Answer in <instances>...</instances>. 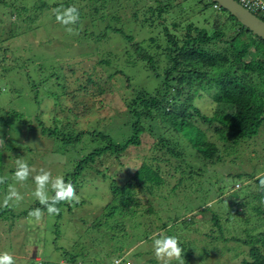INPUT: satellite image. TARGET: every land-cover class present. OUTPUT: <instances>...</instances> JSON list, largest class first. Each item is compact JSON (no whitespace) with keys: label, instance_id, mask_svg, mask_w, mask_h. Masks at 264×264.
I'll list each match as a JSON object with an SVG mask.
<instances>
[{"label":"rangeland","instance_id":"374dc122","mask_svg":"<svg viewBox=\"0 0 264 264\" xmlns=\"http://www.w3.org/2000/svg\"><path fill=\"white\" fill-rule=\"evenodd\" d=\"M35 2L36 0L16 2L13 4L15 15L10 14L9 16L6 10L0 12V18L3 20L0 25V43L8 44L11 59H14L12 62L9 61L11 59H7V63L11 67L6 74L2 72L0 67L2 82L10 85L8 87L10 94L5 96L0 94V149L11 153L19 144L31 150H26L23 158L20 161L16 160V163L14 162L16 166H18L17 161L29 165L30 175L25 181L15 179L17 168H11L10 164L14 166L11 156L5 162V170L8 171L12 181L6 189H0V207H3L7 195L14 189L21 195L22 199L17 201L13 198L8 201V206L13 213L17 214L26 211L31 202L39 201L34 195L37 188L35 176L43 173L50 175L51 182L45 189L50 200V195L54 191L52 184L57 179L63 178L70 169L68 167L69 159H82L96 145L95 142L91 147H86L84 144L74 148L66 147L62 144L61 137L58 139L42 137L37 130H28L26 125L23 126L25 122L33 125L34 117L39 112L44 116L43 120H46L47 128L58 123V125H63L61 130L63 127L66 130L67 126L70 125L75 135L79 132H85L84 134L89 135L95 129L103 131L104 126L109 127L108 124L115 123V121L119 123L123 119L122 114L125 112V107L117 95V85L122 80L127 78L128 84L138 90L143 88L146 91H154L157 86L155 79L150 77L148 81L146 78L150 71L145 73L146 68L143 70L142 65H147V63L142 62L141 65L137 61L139 57L133 46L138 45L147 50L155 59L158 56L155 68L159 73H162L165 67L161 50L155 48L156 43H149L150 48L145 49L148 47L149 33L138 30L136 25L134 26L132 23L133 9L126 7L118 12L110 10L111 14L114 12L113 14L119 18V21L115 24L111 22V27L107 30L120 29L123 35L132 37L130 41H127L118 34L105 32L107 23L100 20L101 15L99 13L94 12V9L99 7L100 0H46L47 8L44 11L36 10ZM64 4L78 9L79 19L76 23L63 25L55 20L56 11L65 8ZM206 6L208 7V5ZM137 7L139 8V6ZM17 10L21 13L18 20L16 17ZM110 12L105 11V13ZM208 12L212 13L209 7L206 15ZM9 21L17 22L15 27L17 37L11 40H8ZM68 27L71 31L67 30ZM215 27L214 25L213 28ZM99 37H101L100 40ZM5 40L8 41L2 42ZM158 42L162 44L161 41L158 40ZM23 49L26 50L23 51ZM128 49L130 50L131 62L132 60H134L132 63L137 61L136 70L123 67V63L128 57L126 54ZM35 58L37 60L36 62L34 60L35 70L33 73L30 72L31 68L29 67H19L12 71L13 67L18 65L16 60ZM57 63L58 66L59 64L63 66L62 71L56 69ZM39 64L46 65V70L40 69ZM140 69L142 70L141 73ZM118 72L122 74L116 75ZM49 73H55L57 77L49 79ZM114 74L115 76L112 78L111 76ZM45 78L49 80L44 81ZM117 79L119 80L117 81ZM72 84L75 87L81 84L83 87L78 90V95L75 94V97L73 95L66 96L68 86ZM84 88L85 93H83ZM27 90L30 92L35 90L36 92L35 94L34 92L29 93ZM100 90L104 92H99ZM181 94L180 100L184 99L185 92ZM34 96L37 100L42 98L44 100L40 109L34 103ZM116 126H110V128H114L115 133L119 132L120 129ZM259 130L258 136L250 141L247 146L244 145L245 149L240 150L242 154L240 158L227 155L228 152L223 151L220 145H217L219 149L217 152L221 159L213 166L209 162L215 159L217 153L213 154V158L208 156V160L198 158L197 155L188 156L184 153V165H186L187 170L182 172V176H184L182 179H187L191 175L192 177L190 176L188 179L193 178L198 184L194 181L193 184H187L183 193L177 192L178 190L175 194L169 192L177 184L179 174L175 175L171 168H160V177L164 183L158 191V195L154 196L156 200L162 199L163 202L159 201L162 204L168 202L170 205L176 202L179 206L184 204L186 207H191L190 210L181 212L175 222H172L173 220L167 222L166 229L163 228L162 222H156L154 225L159 226L160 229L156 228L147 238H140L139 236L143 233L140 232L136 238L128 224L121 231H117L109 229L111 225L109 219L101 221L102 215L107 214L103 211V207L110 199L108 186L112 182L107 176L113 174L112 176L117 183L123 186L127 182L125 176L131 174L142 162L148 161L153 166L157 165L155 159L153 161L152 158L157 159L161 156V151H157L159 146H148L146 141L152 143L153 139L144 138L139 147L130 149L120 161L113 158H102L99 159L93 170H89L97 178L87 176V180L91 179L87 182L88 185L86 184L88 188L81 187V193L79 192L75 201L88 200L90 206L84 202L83 206H74L71 210L65 207L62 210V218L56 223L52 222V226L59 231V238L55 239V234L50 233L49 230L44 241V234L38 231L42 228H36L39 225L44 228V231L47 229L45 227L46 222L43 221L44 217H41L39 221L36 220V222H28L29 228L24 229V219L20 215L23 225L13 223L15 227L9 229V222L0 223V253L9 252L14 257L16 264H40L45 262L47 258L43 257L47 241V245L50 246L48 248L49 257L46 261L49 264H65L66 260L70 262L71 258L66 259V253H70L74 257L73 264H109V262L110 264H118L121 258L116 256H122V258L128 256L126 258L127 264H163L155 257L152 246V238L160 233L174 235L179 241L180 247L183 242L188 243L187 252L191 254L194 252L195 255L202 258L200 262L195 264H233V255L236 254L238 256L235 262H240L250 246L240 242L236 243L232 239L251 242L252 238L264 232V225L260 226V221L264 220V213L257 216L251 209L255 201L248 210H245L243 205L238 204L239 201L234 199L237 190L242 188L241 191H238L240 195L249 192L254 195L262 193L263 196L258 197L260 201L256 202L264 212V189L259 188L257 183V180L264 179V125ZM104 131L109 130L105 129ZM211 131L208 132V137L211 136ZM88 135L84 137L90 139ZM122 139L124 138H119L118 142ZM209 139L217 143L213 138L210 137ZM82 140L85 141L84 138L81 139V142ZM203 162H206V165ZM172 163L175 164V162ZM160 165L161 163H159ZM95 170L102 172L96 173ZM213 172L224 178L222 183L217 182L219 177H214ZM237 173L250 174V176L241 180L237 177H231ZM104 175H107L106 178L102 177ZM209 189L212 190V193L208 198ZM95 191H98L99 194ZM105 191H107V195L103 194ZM90 193L97 195L94 198H89L88 194ZM204 207L209 208V211L202 212ZM235 208L238 214L232 215ZM212 214L219 216L218 227L211 223ZM17 217L18 215H16ZM98 224L100 227H97ZM91 225L94 226V230L90 229ZM74 234L79 240L74 238ZM178 234L180 236L185 235L186 238L180 239ZM109 237H115V239L111 241ZM210 241L215 243L211 244ZM96 250L101 253H95L94 256L97 257H94L92 253ZM30 251L31 256H28ZM86 252L91 255L85 256ZM182 257L183 251L180 261L174 259L172 264H183Z\"/></svg>","mask_w":264,"mask_h":264},{"label":"trees","instance_id":"16d2710c","mask_svg":"<svg viewBox=\"0 0 264 264\" xmlns=\"http://www.w3.org/2000/svg\"><path fill=\"white\" fill-rule=\"evenodd\" d=\"M21 1L24 0H0V12L6 10L9 16L10 14L15 15L13 4ZM206 5L212 10V13L208 12L207 15L208 7ZM63 6L65 8L70 7L67 4ZM34 7L38 11L46 10V0H36ZM126 7L133 9L131 18L134 26L136 25L138 30L149 33L147 45L156 43V50H161L164 58L165 67L163 72L159 73L155 68L158 56L155 59L147 50L142 49L138 45L133 46L135 53L139 57L137 61L141 65L142 62L147 63V65L143 64L142 66L143 70L146 68L145 73L150 71L149 75H147L148 77L146 76L148 81L150 77L156 80L157 86L154 91H146L143 88L138 90L128 84L127 78L124 81L122 80L117 85V95L125 107V112L122 114L123 119L119 123L115 121V123L108 124L109 127L104 126L103 131L95 129L89 135L84 134L85 132H79L75 135L70 125L67 126L66 130L64 127L61 130L63 125H58V123L54 124L53 127L47 128L46 120H43L44 116L39 114V112L34 117L33 125L25 122L23 126L26 125L28 130H37L42 137L55 139L61 137V142L66 147L71 146L74 148L81 144L91 147L96 142L91 152L85 154L82 159H69L71 161L68 162L70 169L65 173L63 179L66 184L74 186L76 196L79 195L81 187L88 188L87 182L91 181V179L87 180V176H92L94 179L97 178L89 170H93L99 159L113 158L120 161L130 149L139 147L142 139H153L154 142L152 140V143L147 141L146 143L148 146H159L157 151H161V156L157 159L152 158V160L155 159L157 165L153 166L148 161L142 162L131 174L125 176V178L127 177V182L123 186L117 183L112 176L113 174L111 176L106 175L112 183H109L108 186L110 199L103 207V211L107 212V214L105 213L101 218L102 222L104 219H109L110 230L121 231L128 224L136 238H138L140 232H143V235L139 236L140 238H147L156 228L160 229L159 226L154 225L156 222H162L163 228L166 229L167 222H170V220L175 222L181 212L191 209V207H186L184 204L179 206L176 202H173V204L169 205L168 202H164L165 204L160 203L163 202L162 199L156 200L154 196L158 195V191L164 183V180L160 177L159 170L161 167L171 168L175 175L179 174L177 184L169 192L175 194L178 190L177 192L183 193L187 184L195 182L193 178L188 179L191 175L187 179H182L184 178L182 172L184 173L187 170L186 165H184V153L188 154V156L197 155L198 158L208 160V156L213 158V154H218L217 145H220L223 151L226 150L228 152L227 155L240 158L242 156L240 150L245 149V146L258 136L259 129L264 125V41L241 26L234 17L210 0H100V5L94 9V12L99 13L101 15L100 20L107 23L105 32L114 35L118 34L123 37V40L127 41H130L132 37L123 35L120 29L107 30L110 29L111 22L115 24L119 21V18L113 13L124 10ZM135 8L138 9L134 10ZM106 10L114 12L112 14L111 12L105 13ZM20 14L17 10V20L20 19ZM2 23L3 20L0 18V25ZM16 24V21H9L11 28L9 27L8 40L17 37ZM214 25L216 26L215 28H213ZM69 29L68 27L67 30ZM98 39L100 40L101 37ZM158 40L162 44H159ZM149 48L150 46L148 45L145 49ZM126 54L128 57L124 61L123 67L136 70L137 61L132 63L134 61L132 60L131 62L129 49L126 50ZM7 59H11L9 46L8 44L3 45V43H0V63H2L0 67L4 74L9 72L11 67L8 65ZM13 60L12 58L9 61L12 62ZM34 60L36 62L37 59H23L22 61L18 59L16 60L18 65L14 66L12 71L19 67H29L31 68L30 72L33 73L35 70ZM38 67L46 70V65L39 64ZM62 67L60 64L58 66L57 63L56 69L58 71H62ZM120 74L122 73L118 72L116 75ZM114 76L115 74L111 77L113 78ZM56 77L55 73H49V79ZM45 79L44 81L49 80ZM2 81L3 78L0 77V94L5 96L10 94L8 88L10 85ZM82 87L83 85L81 84L77 87L74 84L68 86L66 96L73 95L75 97V94L78 95V90H81ZM85 91L84 88L83 93ZM28 92H34L35 94L36 91ZM99 92L104 91L100 90ZM183 92H185L183 95L184 99L180 100ZM33 100L36 107L40 109V106L44 103L43 98L37 100L34 96ZM112 125H118L116 127L120 128L119 132L115 133L114 128H110ZM105 129L109 131H104ZM210 131V137L216 140L217 143L210 141V137H208V132ZM85 135H88L90 139H86ZM82 138L85 139L84 142L82 140L83 143L81 142ZM119 138L124 139L118 142ZM26 150L31 151L26 146L24 148V146L19 144L11 153L0 149L1 190L6 189L12 181L8 171L5 170V162L11 156V161L14 164V166L10 164L11 168H17L16 160L20 161ZM220 159L218 154L209 164L213 166ZM18 161L17 163H19ZM172 162H175V164ZM159 163H161L160 166ZM203 163L206 165V162ZM95 171L96 173L102 172L99 170ZM213 173L214 177H219L217 182L222 183L224 178L215 172ZM106 176L102 177L106 178ZM248 176L250 174L237 173L231 177H237L241 180ZM195 183L198 184V182ZM257 183L259 184V180H257ZM242 189L237 190L234 195V199L239 201L238 204L241 203L243 209L248 210L255 201L254 206L251 207L253 212L257 216L264 213L256 202L260 201L258 197L263 196V194L254 195L249 192L240 195L238 191ZM211 191L209 189L208 198L212 193ZM95 192L99 194L98 191ZM96 193H93V195L91 193L88 194L89 198H94L97 195ZM108 193L107 191L103 192L105 195ZM55 195L56 192L52 191L50 196L52 198ZM84 202L90 204L88 200L62 202L58 205L60 208L58 215H49L45 206L39 201L31 202L26 211L19 214L13 213L8 205H3V207H0V219H2L0 223L7 221L9 222V229H11L10 227L13 229L15 227L13 223L22 224V219L20 218V215H22L24 229L26 227L29 228L28 222H36L35 217L30 216L29 213L39 208L43 213V221L48 225L46 226L45 224L47 228L45 231L42 226L37 225L36 228H42V230L38 231L44 234V241L49 230L50 233L55 234L54 238L56 239L59 238L60 234L58 229H55L52 224L62 218V210L65 207L71 210L74 206H83ZM89 204L88 206H90ZM206 211H209V208L204 207L202 212ZM4 214L7 215L5 216ZM237 214L235 208L232 215ZM16 215H18L17 218ZM219 222V216L212 214L211 223L218 227ZM260 222V226H263L264 220L262 219ZM97 227H100V224ZM90 229L94 230V226L90 227ZM75 236L76 234H74V238H77ZM179 237L180 239L182 237L186 238L185 235H179ZM54 238L53 240H55ZM220 238L223 239L222 236ZM112 239H115V237L110 238L111 241H113ZM252 239L251 242L232 239L236 243L240 242L243 245L248 244L250 246L240 262H235L238 254L233 255V264H264V232ZM77 240L79 239L77 238ZM210 242L211 244L215 243L214 241ZM187 245L188 243L185 244L184 242L181 245L183 264L200 262L202 258H199L194 252L192 254L187 252ZM49 246L46 241V248L43 252V257H47L46 259L49 257ZM80 247L83 248L82 246ZM95 253L100 254L101 252L96 250V252L92 253L93 256ZM65 255L66 259L71 258V261L66 260L65 264H73L74 257L70 253ZM86 255L91 254L86 252ZM28 256H31V251ZM116 257L121 258L118 264H127L126 258L128 256L123 258L122 256ZM46 259L45 262L39 263L49 264Z\"/></svg>","mask_w":264,"mask_h":264},{"label":"clouds","instance_id":"9594fccd","mask_svg":"<svg viewBox=\"0 0 264 264\" xmlns=\"http://www.w3.org/2000/svg\"><path fill=\"white\" fill-rule=\"evenodd\" d=\"M78 19L79 11L75 7L58 9L55 14V20L63 25L74 24L78 21ZM69 31H71V29H69ZM29 175V165L23 162L18 163L17 171L15 172V179L17 181H25L28 179ZM34 180L37 185L34 195L39 199V202L45 206L49 215H58L60 212V208L58 207L59 204L76 199L74 186L72 184H66L64 179L60 178L52 184L56 195L52 197L49 202L45 189L51 182L50 175L43 173L35 176ZM259 188L264 189V179L259 180ZM13 198L17 201L22 199L21 195L12 189L4 201V206H7L8 201ZM29 215L35 217V219L39 221L43 213L41 209L37 208L32 210ZM152 246L155 257L158 261H162L163 264H172L174 259L176 261H180L182 248L179 246V241L174 235L157 233L156 236L152 238ZM0 264H16V261L9 252H3L0 253Z\"/></svg>","mask_w":264,"mask_h":264},{"label":"water","instance_id":"95a60500","mask_svg":"<svg viewBox=\"0 0 264 264\" xmlns=\"http://www.w3.org/2000/svg\"><path fill=\"white\" fill-rule=\"evenodd\" d=\"M219 8L228 12L244 28L253 35L264 41V21L249 13L241 7L235 0H210Z\"/></svg>","mask_w":264,"mask_h":264},{"label":"built area","instance_id":"2783aa9c","mask_svg":"<svg viewBox=\"0 0 264 264\" xmlns=\"http://www.w3.org/2000/svg\"><path fill=\"white\" fill-rule=\"evenodd\" d=\"M237 3L249 13L264 21V0H239Z\"/></svg>","mask_w":264,"mask_h":264}]
</instances>
